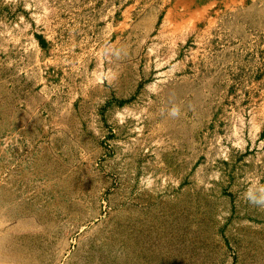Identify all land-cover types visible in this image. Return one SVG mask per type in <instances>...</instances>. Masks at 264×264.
I'll return each mask as SVG.
<instances>
[{
    "label": "rangeland",
    "instance_id": "1",
    "mask_svg": "<svg viewBox=\"0 0 264 264\" xmlns=\"http://www.w3.org/2000/svg\"><path fill=\"white\" fill-rule=\"evenodd\" d=\"M249 189L264 0H0V264H264Z\"/></svg>",
    "mask_w": 264,
    "mask_h": 264
},
{
    "label": "clouds",
    "instance_id": "2",
    "mask_svg": "<svg viewBox=\"0 0 264 264\" xmlns=\"http://www.w3.org/2000/svg\"><path fill=\"white\" fill-rule=\"evenodd\" d=\"M170 114L173 117H176L179 115V109L178 108H173L170 112ZM248 199L251 203L253 204H257V205H261L264 206V189H261V195L259 197H257L256 195L253 194L252 190L249 189L248 193H247Z\"/></svg>",
    "mask_w": 264,
    "mask_h": 264
}]
</instances>
